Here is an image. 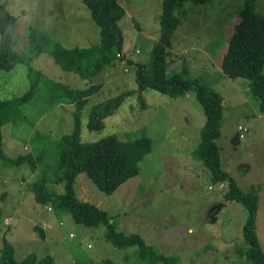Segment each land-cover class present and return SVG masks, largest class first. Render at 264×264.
I'll return each mask as SVG.
<instances>
[{"label":"rangeland","instance_id":"rangeland-1","mask_svg":"<svg viewBox=\"0 0 264 264\" xmlns=\"http://www.w3.org/2000/svg\"><path fill=\"white\" fill-rule=\"evenodd\" d=\"M245 1H186L171 39L166 75L198 79L222 96L215 140L219 167L244 191L258 195L256 235L264 251V118L249 80L229 78L220 69L221 55ZM0 2L17 18L10 27L17 52L26 48L30 27L67 49L98 46L99 27L82 0ZM117 2L124 10L117 21L123 60L149 63L159 37L162 0ZM255 12L264 15V0L255 2ZM34 82L32 98L21 106V118L1 128L4 154L14 159L29 153L35 163L30 169L26 162L11 165L0 159V250L5 238L18 264L30 254L36 260L51 257L53 264H147L140 259L138 247L113 246L105 239L103 225L77 224L66 209L36 202L30 190L32 182L44 177L48 189L63 191L62 183L51 181L58 151L54 141L72 132L75 107L73 103L54 107L51 84L81 89L99 83L81 111V142L148 136L153 148L142 160L139 174L110 194L79 173L74 182L77 198L104 210L118 233L140 235L156 253L176 258L177 264H255L243 255L249 248L242 235L245 206L223 197L225 183L214 182L196 156L205 113L194 90L175 97L147 88L141 102L131 65L117 60L85 80L61 70L52 57L41 53L28 65L0 71V98L19 97ZM124 91L129 94L102 119V127L89 131L91 107ZM239 126L246 131H238ZM39 149L40 162L36 160Z\"/></svg>","mask_w":264,"mask_h":264},{"label":"trees","instance_id":"trees-1","mask_svg":"<svg viewBox=\"0 0 264 264\" xmlns=\"http://www.w3.org/2000/svg\"><path fill=\"white\" fill-rule=\"evenodd\" d=\"M82 1L89 8L91 17L99 27L98 46L67 49L52 43L40 30L30 27L26 48L22 52L16 51L10 34V27L17 18L7 10L4 2H0V71L9 72L21 63L28 65L34 57L47 53L61 70L75 73L85 80H92L105 68L112 67L117 60L121 61V58L116 57L117 54H121L122 48V37L117 21L124 15L123 8L117 0ZM186 1L206 4L211 0H162L159 37L152 49L150 62L141 64L125 60L124 64L134 68V82L137 84L141 102L142 92L147 88L175 97L184 96L191 90L195 91L205 113L196 156L209 170L214 182L225 183L223 197L236 200L245 206L247 218L242 235L249 248L243 255L255 264H264V251L256 235L258 195L244 191L219 167L218 146L215 140L219 138L222 96L198 79H184L178 73L166 75L171 39L179 25L180 15L185 13L183 5ZM256 1L246 0L238 11L239 21L235 24L226 43V50L221 55L220 69L229 78L242 77L249 80L250 90L259 99L258 109L264 118V15L255 12ZM51 85L50 91L55 98L53 106L58 103L74 104V125L72 132L54 141L58 151L51 181L62 183L63 191L48 189L47 182L41 177L30 185L34 200L42 204L50 202L66 209L77 224L86 227L103 225L106 240L119 249L138 247L140 259L147 264L159 262L177 264L176 258L156 253L140 235L118 233L104 210L92 203L79 200L74 190L76 176L85 173L98 190L105 194L112 193L120 184L139 174L142 160L153 148L151 138L142 136L120 141L114 136H108L95 142H81V111L88 97L99 89L100 84L92 83L81 89H68L57 83ZM34 86L35 82L31 84L29 91L19 97L9 100L0 98V159L11 165L26 162L30 169H34L35 162L29 153L19 154L14 159L4 154L1 128L6 122L21 118V106L32 98ZM128 94L129 91H124L94 104L88 114L87 129L98 131L102 127V119L110 115ZM40 156L41 149L36 155L38 162L41 161ZM0 264H18L14 259V249L5 238L0 250ZM20 264H53V260L51 257L36 260L34 254H30Z\"/></svg>","mask_w":264,"mask_h":264},{"label":"built area","instance_id":"built-area-1","mask_svg":"<svg viewBox=\"0 0 264 264\" xmlns=\"http://www.w3.org/2000/svg\"><path fill=\"white\" fill-rule=\"evenodd\" d=\"M135 53H138V51H135ZM116 57L119 58V59L121 58V61H120V62H124V60H123L124 57H123L122 54H117ZM122 58H123V59H122ZM238 131H243V132H245L246 129H244V128H242L241 126H239V127H238ZM49 209H50V207H49Z\"/></svg>","mask_w":264,"mask_h":264},{"label":"crops","instance_id":"crops-1","mask_svg":"<svg viewBox=\"0 0 264 264\" xmlns=\"http://www.w3.org/2000/svg\"><path fill=\"white\" fill-rule=\"evenodd\" d=\"M56 106H60L59 103ZM56 106H54V107H56Z\"/></svg>","mask_w":264,"mask_h":264}]
</instances>
